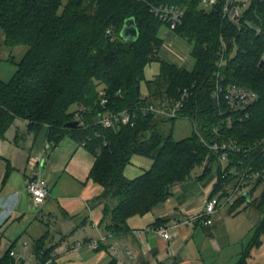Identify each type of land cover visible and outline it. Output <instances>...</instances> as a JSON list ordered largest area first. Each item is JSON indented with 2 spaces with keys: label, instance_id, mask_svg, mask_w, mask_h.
<instances>
[{
  "label": "trees",
  "instance_id": "16d2710c",
  "mask_svg": "<svg viewBox=\"0 0 264 264\" xmlns=\"http://www.w3.org/2000/svg\"><path fill=\"white\" fill-rule=\"evenodd\" d=\"M153 1L187 5L183 23L173 31L193 44L192 70L160 58L163 40L159 30L164 23L144 3L0 0V30L5 44L12 48L28 46L14 78L9 82L0 79V141L18 119L26 122L30 132L46 126L47 139L53 145L60 144L67 135L80 143L89 138L85 146L95 156L89 177L103 188L97 197L104 203L101 223L108 231L118 233L129 230L131 217L144 216L165 202L172 187L189 179L196 166L206 163L205 170L211 169L215 155L200 134L208 142L220 138L213 132L218 107L212 88L215 54L223 46L224 83L256 91L259 101L249 109L248 119L224 127L220 133L243 147L264 136V65H260L264 55V0H249L241 13L242 28L222 16L220 5L205 9L199 0ZM131 17L136 20L139 36L135 41H126L120 32ZM152 62H160V73L153 80H145V69ZM144 80L149 89L147 98L155 102L178 99L187 89L189 95L180 116L193 123L190 136L177 140L173 130L166 134L162 122L176 118L155 113L138 115L132 126L104 128L96 123L104 108L118 111L136 106L143 96ZM104 96L109 101L103 108L97 102ZM81 105L91 106L92 112L85 113L77 128H67ZM72 106H76L74 112L70 111ZM134 155L151 158L152 165L137 177L128 178L124 170ZM231 156L248 160L256 153L243 151ZM262 185L263 191L254 201L261 211L260 220L235 264H249L252 249L262 244ZM241 200L246 199L240 196ZM48 239L49 233L45 232L33 244V251L43 260L51 258L57 246H49ZM9 263L7 253L0 255V264ZM109 264L116 262L112 259Z\"/></svg>",
  "mask_w": 264,
  "mask_h": 264
},
{
  "label": "crops",
  "instance_id": "0c3cea01",
  "mask_svg": "<svg viewBox=\"0 0 264 264\" xmlns=\"http://www.w3.org/2000/svg\"><path fill=\"white\" fill-rule=\"evenodd\" d=\"M146 88L147 90L145 93H149L147 85ZM17 127L18 129L15 130L13 138L9 136L12 128L10 127L6 137L0 141V222H2L3 218L7 215L6 220H8V218L17 217L18 214L16 212H19V210L22 209L26 201L29 203L31 212L36 214V217H40L38 214L40 211L34 208L32 197L27 189V179L29 176L28 162L33 155L34 145L37 143L39 133L44 129L45 134L43 143L47 142L45 149L48 150V148L53 145L47 139L46 135L48 129L46 126L38 132H30L26 128V122L23 121ZM18 131H22L21 143L19 142L20 138ZM65 138L60 144L53 145L54 149L50 152L43 168L44 177L47 179L50 187V196L47 198L45 205L50 203V199H54L56 201L62 212L61 215H63V221L60 224L59 231L63 232L65 230L64 232H66V235L64 234L59 241L55 242L52 241L53 239H49V246L54 244L57 245L54 252L57 255V262L59 264H68L72 262V260L69 261L70 256L76 254L81 255L82 249L79 252H67L68 250H71V248L75 247L78 242H81L83 239L97 238L100 232L108 231L106 225L101 223L104 203H101L100 200L97 199V197L102 193L103 188L89 177L90 170L95 161V156L92 160L90 158V154H88L85 150L87 149L86 146L81 145L77 139L72 137L77 141L73 144H67L68 142H65ZM66 145L68 146L65 147ZM59 146L65 147L66 152H68L67 157L62 159V164L59 162L61 159V155H59L60 151H58ZM204 165L205 168L208 166L206 163H204ZM210 170L204 169L200 178H206L209 174H211L209 173ZM63 175H69L72 181L78 185V193L74 195H62L61 192H58L57 186ZM209 177L208 181L204 183L202 187L203 192L199 194L195 204L189 199H184L179 203L171 202L174 193L181 192V195H183L184 189L182 184L185 183L184 181L175 184L172 187L174 188L173 191L171 189L172 193L170 197L165 202L155 206L154 209L148 213L152 215V218L149 221L140 225L130 223V220L133 217L128 220L130 227L129 230L120 232L113 238L115 241L125 242L131 250L133 258L128 261V264H220L217 262L216 253H220L222 249L216 240L214 243L212 241V243L209 244V239L206 237V239L202 242V247L204 250L206 248L212 249L214 254H209V257L204 256L201 257V259H196L195 263L194 261H191V256H188L190 248L187 249V247L190 240L198 233L199 226L207 227V229L211 227L214 228L217 221L221 219V209L215 214V221L213 225L206 226L200 223H182L174 229L171 239H164L155 233L143 231L153 225H156V221H161L163 223L171 222L174 219L183 220L198 210L201 207L205 196L210 191L211 185L215 179V175L214 177L211 175ZM76 198L77 201H81L82 203L83 209L81 211H79L74 205L76 202L74 199ZM60 200L64 202V206L61 205L62 203H60ZM100 204L103 205L101 210L97 209V206ZM42 211L43 209L41 212ZM24 215L25 213L20 214L18 219L23 218ZM56 216V214L50 213V217ZM87 227L91 228L93 235H83L82 239L73 238L74 234L87 232ZM212 231L213 230H207V235H212ZM242 243L244 244V249L248 242L246 245L243 241ZM97 251L105 252L104 254L107 257V259L102 258L100 264H109L113 259L108 251L107 245L102 246ZM240 254L241 253H239V255ZM237 260L233 264H235ZM79 264L88 263L82 260Z\"/></svg>",
  "mask_w": 264,
  "mask_h": 264
},
{
  "label": "built area",
  "instance_id": "2783aa9c",
  "mask_svg": "<svg viewBox=\"0 0 264 264\" xmlns=\"http://www.w3.org/2000/svg\"><path fill=\"white\" fill-rule=\"evenodd\" d=\"M148 6L150 12L167 25L171 30L176 29L183 23L186 14V4L156 3L153 0H135ZM239 0H199L201 8H213L221 6V13L224 18L229 19L234 8H238ZM240 12V10H239ZM241 14V12H240ZM110 31L108 30V33ZM114 39V38H112ZM226 48L223 46L215 54V80L213 81L212 97L214 98L218 110L217 119L213 126V132L218 134V140L208 142L201 134L202 142L215 155V160L211 164L217 165V175L211 185V189L205 196L201 207L183 220L174 219L171 222H163L153 225L144 232L155 233L164 239H171L173 231L180 224L200 223L206 226L213 225L215 214L223 207L234 204L236 197L243 196L247 191L255 189L258 183L264 184V136L258 138L251 146L243 147L235 139L224 136L220 132L224 127H231L236 122H243L250 117L249 109L259 101L256 91L237 84L224 83L222 68L225 63ZM261 60H264V55ZM149 93H143L139 103L131 108L113 111L105 109L108 97H102L97 104L103 106V110L98 113L97 124L104 128L117 125H134L138 115H148L155 113L161 117H173L184 119L180 116L185 101L189 95L187 89L182 92L178 99H168L157 101L147 98ZM91 106L81 105L74 112L75 120L83 123L85 113L92 112ZM187 120V119H186ZM189 120V119H188ZM193 124V123H192ZM194 127V126H193ZM99 136V133H96ZM89 140V138H87ZM87 140L81 142L85 146ZM256 153V157L244 160L234 159L231 154L238 152ZM47 158L44 153L35 156L28 162L29 176L27 179V189L32 197V203L36 210H41L47 198L50 196V187L44 177L43 168ZM117 231L111 230L100 232L97 238H89L78 242L75 247L67 252H79L83 247L91 250H99L107 245L108 251L116 264H128L133 258L131 250L125 242L113 240ZM26 248L28 245L25 244ZM9 256V264H53L57 262V255L53 252L52 257L43 260L33 249L30 254H21L15 247H10L6 251ZM59 264V263H58Z\"/></svg>",
  "mask_w": 264,
  "mask_h": 264
},
{
  "label": "rangeland",
  "instance_id": "374dc122",
  "mask_svg": "<svg viewBox=\"0 0 264 264\" xmlns=\"http://www.w3.org/2000/svg\"><path fill=\"white\" fill-rule=\"evenodd\" d=\"M68 0H62L65 4ZM239 10L243 13L246 8L249 6V0H239ZM209 9V8H206ZM159 36L163 40V45L160 51V58L168 63L175 64L178 67L192 70L195 65V58L192 55L193 44L186 38L180 36L175 31L171 30L167 25L162 24L159 30ZM28 50V46L20 45L16 47H9L5 44V35L2 30H0V79L9 82L11 81L18 70V63L21 60L22 56ZM160 73V62H152L145 69V80H153L156 75ZM153 78V79H152ZM142 81L141 90L143 93L146 92L148 86L146 81ZM76 106H72L70 111L74 112ZM157 119H160L157 117ZM23 122L19 120L15 122V125L12 126L9 136L13 138V134L17 126H19ZM161 126L164 129V132L167 134L170 130L174 131V136L177 140L183 139L185 137L190 136L193 133L194 127L190 120L186 119H175L163 121ZM19 133V142L21 143V134L22 131H18ZM45 129L39 133V137L37 139V143L34 145V152L31 156V159L37 155L44 153L46 158L51 151H53L54 147L51 145L48 150L45 149L47 142L43 143L44 140ZM47 136V135H46ZM65 142L67 144H73L77 140L73 139L70 136H66ZM64 142V143H65ZM66 145L65 147H67ZM65 147L59 146L58 151H60L59 155H61V159L59 160L60 164H62V159L67 157V153ZM88 154H90V158L93 160L94 154L85 149ZM35 154V155H34ZM152 159L142 155H134L131 159V162L125 167L124 173L128 178H135L138 175L142 174L145 170L149 169L152 165ZM66 164V162H65ZM64 164V165H65ZM205 165L196 166L192 173L191 177L183 183L184 193L181 195V192H177L173 194L171 202H180L184 199H189L194 202H197V198L200 193L203 192V185L210 178L209 176L217 175V165H211V170L206 178H200V175L204 172ZM209 177V178H208ZM58 192H61L62 195H74L77 192L78 185L72 181L69 175H63L57 186ZM174 188H172L173 191ZM263 191V185L260 184L255 187L252 191V198L250 201L248 200H240V196L236 197L235 202L236 205L230 204L227 207H224L220 210L222 216L221 219L217 221L214 228L207 227H198V233L196 236L190 240L187 249L190 248V252L188 256H191V261L196 259H201V257H209V254H214V251L210 248L202 247V242L208 237L209 244L214 243L216 240L218 245L221 247V252L216 253L217 262L220 264H233L238 258L239 253L243 251V243L245 245L249 242L254 234V227L259 222L261 217V211L255 204V199L259 198ZM50 203H47L45 207H43V211L38 213L40 217H36V214L31 212V208L29 203L26 201L22 209H18L19 212H16L17 217L8 218L7 216L3 218V221L0 222V255L6 253L8 248L16 241V248L20 251L21 254H30L34 241L38 239L41 235H43L46 231L49 233V239H53L52 241H59L66 235V232H60V224L62 223L63 215L60 207L56 203L54 199H50ZM76 202L74 205L77 207L79 211H81L82 203L81 201H77V198L74 199ZM234 202V203H235ZM61 205L64 206V202L60 200ZM103 207L102 204L97 206V209L101 210ZM25 213L23 218L18 219L20 214ZM50 213H54L56 217H50ZM8 214V213H6ZM150 214H146L144 216L137 215L134 216L131 220V224H144L149 221L152 217ZM102 220V219H101ZM207 230H213L212 235H207ZM215 230V231H214ZM87 232H79L74 234V239H82L83 235H93L90 227H87ZM98 236V234H97ZM49 239L48 243L49 244ZM245 239V240H244ZM85 239L81 240L84 241ZM25 244L28 245L26 248ZM217 252V251H216ZM105 252H99L91 250L88 247H83L81 251V255H72L70 256L69 261L72 262L68 264H79L82 260L86 261L88 264H100L102 258H106L104 254ZM249 264H264V234L262 235V244L259 247H255L251 251V256L248 259Z\"/></svg>",
  "mask_w": 264,
  "mask_h": 264
},
{
  "label": "water",
  "instance_id": "95a60500",
  "mask_svg": "<svg viewBox=\"0 0 264 264\" xmlns=\"http://www.w3.org/2000/svg\"><path fill=\"white\" fill-rule=\"evenodd\" d=\"M240 18L241 14L238 10V8H234L230 14L229 20L239 26V28H242V25L240 24ZM139 36V30L136 23V20L134 17L128 18L125 20L124 26L120 32V37L126 41H135L137 40ZM260 65H264V60H261ZM80 125L79 120H72L69 121L66 124L67 128H77ZM251 192L247 191L243 194V197L250 201L251 200Z\"/></svg>",
  "mask_w": 264,
  "mask_h": 264
}]
</instances>
